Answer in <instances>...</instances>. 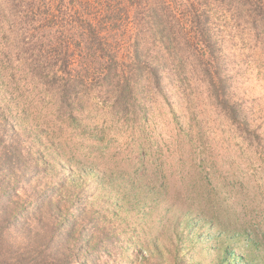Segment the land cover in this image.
Listing matches in <instances>:
<instances>
[{
	"label": "rangeland",
	"instance_id": "obj_1",
	"mask_svg": "<svg viewBox=\"0 0 264 264\" xmlns=\"http://www.w3.org/2000/svg\"><path fill=\"white\" fill-rule=\"evenodd\" d=\"M77 1L0 0V130L39 158L32 188L70 165L91 196L108 186L116 208L92 211L120 264H264V0ZM194 14L220 43L190 39Z\"/></svg>",
	"mask_w": 264,
	"mask_h": 264
},
{
	"label": "trees",
	"instance_id": "obj_2",
	"mask_svg": "<svg viewBox=\"0 0 264 264\" xmlns=\"http://www.w3.org/2000/svg\"><path fill=\"white\" fill-rule=\"evenodd\" d=\"M55 1V11L58 14L72 10L75 2H78L77 0ZM199 16L203 18V21H200L196 14L193 15L190 39L194 43H220L219 37L212 33L208 25L209 14H199ZM209 45L215 49L214 45ZM218 49L221 48L218 47ZM216 52V50L210 51L209 54L216 57L218 65L220 58L217 57ZM145 62L149 66V62ZM66 68L64 65V70L61 71L66 73ZM107 70L110 71V66ZM140 71L143 73L144 67L138 68V76L141 75ZM46 84L48 85L49 82ZM73 86L75 87L74 80L70 78L62 86V93ZM223 88L222 85L221 89ZM56 96V103L61 104L62 102L63 104L62 97ZM67 97L69 96H64V98ZM77 104L78 101L72 103V110L76 111ZM230 106V118L233 121L241 120L246 125L245 120L240 116L241 107L235 103ZM72 110L69 113L70 118L75 112ZM72 120L79 121L75 117H72ZM12 133L9 137V130L6 127L0 130V264H110L108 259L111 254L116 256L115 263L120 264L124 257L127 258L126 252L122 254L123 259L118 256L123 252L121 244L117 247L116 253L109 248L112 243L109 244L108 239L112 240L113 232H115L112 225H110L113 229L111 237L104 239V242L100 241L103 237L101 232L104 231V234L107 232L106 237L109 232L106 231L107 229L104 230L102 224V228L99 226L101 217L92 211L91 204L92 196L99 195L104 202L113 200L112 205L115 204L114 208H116L118 203L116 199L119 196H111L108 186L99 187L96 182L92 189V196L90 195L91 187L86 183L75 187L69 179V172H71L69 167L72 168V165L68 169H62L59 184L52 182L45 189L34 190L31 184V178L34 175L32 164L40 160L38 157H27V147L22 146L26 143L17 141ZM41 135L46 136L42 132ZM44 139L50 141L48 138ZM30 149L33 150V147ZM42 158L45 159L43 155ZM73 160L69 162L73 164ZM43 164L46 165L44 162ZM74 164L79 167L82 175V170L86 166H83L80 161ZM94 169L90 166L89 172L94 173ZM24 192L30 194L26 200H24ZM116 234L120 239L125 236L119 232ZM218 235L225 236L227 240H234V236L228 235V229L221 228ZM131 240L125 236L123 241L131 242ZM178 255L180 256L181 253ZM223 258L220 264H242L244 262L242 256L237 257L229 251H226Z\"/></svg>",
	"mask_w": 264,
	"mask_h": 264
}]
</instances>
